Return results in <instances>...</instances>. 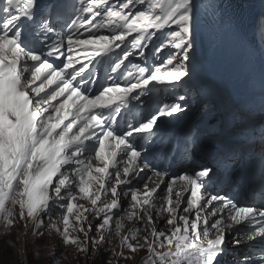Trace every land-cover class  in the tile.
<instances>
[{
  "label": "snow or ice",
  "instance_id": "snow-or-ice-1",
  "mask_svg": "<svg viewBox=\"0 0 264 264\" xmlns=\"http://www.w3.org/2000/svg\"><path fill=\"white\" fill-rule=\"evenodd\" d=\"M2 2L0 221L5 227L13 226L17 219L24 221L25 226L31 222L33 235L42 239L43 217L53 210L57 201H66V211L61 219L52 220L49 216L52 230L59 235L62 244L74 246L77 253H84L87 259L89 249L96 246L98 251L99 245L105 243V234L111 235L114 213L122 207L119 189L124 186L125 199L130 195L131 211L127 213V219L135 218L141 224L154 225L151 210L157 209L161 214H168L164 222L171 226V234L153 227L151 239L145 236L143 244L131 242L137 239L135 230L130 236L123 235L119 251L109 243L108 252L116 257V264L121 259H133L145 246L149 257L144 264H157V261L159 264H220V257L229 243L227 236L238 226H246L245 234L234 237L233 245L239 246L242 239L264 243V207L240 206L226 196L203 195L206 181L213 172L210 167L202 166L191 173L173 176L167 181V196L161 198L163 203L159 206L155 203L156 194L166 182L167 173L149 164L159 177V183L151 189L145 185L143 193L132 187V176L138 178L144 171L140 168L141 158L147 150L143 140L155 131L161 117L179 112V104L160 105L149 118L141 114L140 121L126 123L119 134L108 123V120H116L121 106L126 107L132 99H140L137 90L154 82L174 84L188 75L187 61L193 49V0H116L114 4L111 0H47L43 6L38 0ZM137 5L142 6V10L133 13V6ZM14 10L19 14H13ZM73 16L80 18L82 23L77 25L76 19H72L67 25L66 52L62 43L51 46L45 42L46 54L29 46V37L38 40L39 36L52 33L59 21ZM100 17L104 19L100 20ZM23 20L33 24L27 30V36L21 24ZM165 28L169 30L164 42L153 51L159 54L166 47H172L175 52L162 63L153 68L139 67L137 74L128 73L129 79L135 75V82H110L95 95L81 90L82 73L94 56L115 55L116 50H122V58H118L112 69L116 71L133 50L145 55L144 41H151L156 31ZM105 30L109 34H99ZM133 34L131 50H124L123 46ZM89 49L91 56L86 55ZM47 57L61 59L62 66H55ZM77 65L82 66L77 68ZM106 111L115 112L116 116L106 118ZM93 150L95 160L102 166L93 165L90 155ZM85 153H89L86 159L82 158ZM125 153L127 160L121 179L118 162ZM113 170L115 182L111 183ZM181 183L183 191H175L173 206L172 194ZM109 192L111 201L103 203L102 197ZM185 194L187 204L182 207ZM78 199L90 202L91 208L76 203ZM59 206L65 207L64 203ZM181 210L187 215H181ZM89 213L100 221L95 225L99 239L91 235L93 225L88 223ZM209 216L214 220L210 227ZM123 227L117 220V235ZM253 228L255 231L247 235ZM157 248L162 250L157 251ZM261 262H264V250L257 264ZM106 264H112L111 260ZM242 264H252L251 258H246Z\"/></svg>",
  "mask_w": 264,
  "mask_h": 264
},
{
  "label": "bare ground",
  "instance_id": "bare-ground-1",
  "mask_svg": "<svg viewBox=\"0 0 264 264\" xmlns=\"http://www.w3.org/2000/svg\"><path fill=\"white\" fill-rule=\"evenodd\" d=\"M115 2L116 0H111V3L114 4ZM261 3L263 4L264 0H251L250 1V4L248 5L249 7V12L247 13L248 16H246L245 29L247 31L249 27V33L247 34L248 43L253 46L256 45L257 50L260 52L262 56H264V44L261 43L262 41L261 35L256 29L258 26L257 13L259 10V6L262 5ZM193 4L195 5V10H194L195 18L192 23L193 24L192 34L198 35L199 27H202L203 25H207L209 28H211L212 31L211 33L206 34V35H200V36L198 35V38L196 41V53L188 62V67H189V70L187 71L188 75L189 74L194 75V76L199 75L203 77L210 73L213 74L212 76H213V82H214L215 89L221 92L222 94H225L226 89L224 87V83L226 81V76L223 73V71H221L218 68V63L220 61V58L215 52L216 40L218 36H226V35L240 36V33H239L240 21L236 16H233L232 14L228 12H224L218 7L217 4L211 3L209 1L193 0ZM57 32H60V30L57 29ZM129 43L130 42L128 41L125 43V45L123 46L124 50H129V47H128ZM122 53H123L122 50H116L115 56H117L118 58ZM150 54L151 52L150 50H148V51H145V55L141 56V55H138L135 50H133V54L130 55V58H134L133 62L135 63L138 58H140V60L141 58L146 59L147 57L150 59V56H151ZM124 61L125 60H123V63H122L124 67L130 65L131 63L130 62L128 64H125ZM139 67H141L140 64L138 66L134 65L131 67L130 71L134 73L138 72ZM118 74L120 75V73ZM185 79L186 78H183L182 81L176 82L174 84H160V83L154 82L152 83V85H155L160 90L165 91L167 93L166 95H168L171 100L174 99L177 102L176 95H174V92H177L179 89L185 88V86L183 85V82ZM250 81L252 83H250ZM248 84L256 89H263L264 88V78L259 83L255 80L254 77L249 78ZM150 91L151 92L155 91L154 86L150 88ZM191 94L193 95V97L189 99L190 101L194 100V93H191ZM237 105H238L237 103H234L226 99L225 107L228 108L230 111L233 109H236ZM183 107H184L183 105H180V111L171 116L172 120L179 119L180 121H185L186 123L189 121V119H186L187 118L186 111H189V110H186ZM203 110H204V105L202 103V104H199V106L193 111V116L195 117V120L193 121V125H197L196 126L197 129L201 133H203L204 135H208L207 137L202 139L199 145L208 146L209 149H214L216 147L215 140L210 139L212 136H209V134H205V133H207L206 130H208L210 127H211V130H217V127L214 125L215 122H209V117L211 116L210 111L207 110L205 112V116H207V118H205L202 114ZM221 111H220V117H221ZM261 138L264 142V133H261ZM223 152L224 151H219V153H223ZM145 170L147 171L148 176L152 177L151 180L150 179L147 180L148 186L153 187L154 183L151 181L154 180L157 182L159 181V177H156L155 173H153L151 170L149 169H145ZM110 187L111 186L108 185L109 189ZM137 190L139 193H143V190H141L140 188H138ZM111 198L112 197L109 192V194L106 197H102L103 203H109ZM80 200L84 203L88 202L83 199H80ZM162 216L163 215L159 212L156 215L157 219H161V218L164 219V216L163 217ZM121 222L123 223L124 226H126V225H129L132 222V220H128L127 215H126L121 218ZM142 225L143 227L147 228L149 227L150 224H142ZM157 230H164V232L168 234L170 230V226L167 225L163 220L158 225ZM18 235L20 236V238L24 237L22 232L21 233L19 232ZM139 237L140 235L138 234V231H137V240L139 239ZM153 259L155 258L153 257ZM157 264H159L158 261H157Z\"/></svg>",
  "mask_w": 264,
  "mask_h": 264
},
{
  "label": "rangeland",
  "instance_id": "rangeland-1",
  "mask_svg": "<svg viewBox=\"0 0 264 264\" xmlns=\"http://www.w3.org/2000/svg\"><path fill=\"white\" fill-rule=\"evenodd\" d=\"M262 4V3H261ZM263 5V4H262ZM142 10V6H133V13L135 11ZM193 21H194V12H193ZM193 23V22H192ZM258 29L260 31V34H262V37L264 39V30L263 27L260 24L259 21ZM173 27V26H171ZM166 32H160L156 31L152 40L151 41H145V46L152 47V46H159L160 43L164 42L166 34L168 32V28H165ZM173 30V28H172ZM135 34H133L131 37L132 39L134 38ZM161 37V38H160ZM193 40V49L189 53V59L194 56L195 54V41ZM129 41L131 42V38H129ZM264 42V40L262 41ZM145 50V49H144ZM175 52V49L172 47H166L165 49L162 50L161 53L155 54V57L159 59L160 61L163 62L164 59H166L168 55L172 54ZM187 61V63H188ZM179 92H182V89L179 90ZM192 91L184 90V96L178 95V104L182 105L180 103V98L184 97V105H187L185 107L186 110H189L188 112L192 113L193 110H195L199 104L201 103L199 97L194 94V100L190 101L189 99L193 97L191 94ZM189 100V101H188ZM204 107L210 108V107H215L212 113L211 118L209 119L210 121H214L216 124L219 125L220 121L218 118V111H216V106L214 104H208L205 103ZM205 116V114H203ZM206 118V117H205ZM60 203L59 201L56 202L52 206V211L43 217L44 220V227L41 229V231L44 232V236L42 239H37L33 235V228L34 225L31 222L27 223V226H25L24 221H20L17 219L16 223L12 227H5L3 225V222L0 221V225L6 228V230H14V235L16 239L18 240V245H19V250H18V257L20 260V264H29V260L32 262V264H44L45 262H51V264H106L107 261L111 260L112 264H116V257L115 256H110L108 249H109V243L113 249L116 251L120 250L119 247V242L120 239L123 235H128L129 233H132V231L135 230V228H138V232L140 233V237L138 239V242L141 239L140 244H143L144 242V237L148 236V233L143 230L138 223H136L135 219L133 218L132 223L128 227H123L120 230V235H117L116 230H115V223L117 220L121 221L120 219H117V216L121 214V208L116 210L114 213V219L112 221V232L111 235L105 234V243L99 245V250L97 251V247L93 246L92 248L89 249V255L87 259H85L84 253H77V250L74 246L72 245H67L65 246L64 244L61 243L59 235L55 234L54 232L52 233L51 237H47L46 235L48 234V227L51 226L49 216L51 217L52 220H59L62 218L63 211H66V208L61 209L60 208ZM11 207V205H9ZM18 212V207L16 209ZM131 211V208L129 205H124L123 207V212L127 215V213ZM99 220H95L93 223V231L91 235L97 239H99L100 234L95 231V225L99 223ZM15 227V229H13ZM24 229V230H23ZM23 230V231H21ZM22 232L24 237H21L18 235V233ZM130 236V235H129ZM25 238V239H24ZM81 239H83V236L81 234ZM133 244H136V240L131 241ZM23 246V247H22ZM54 251V252H53ZM126 255L127 250H125ZM53 259V257H55ZM141 258H145L144 260L141 261ZM148 259L147 256V247L145 246L143 249L138 251V253L135 254L133 259L129 260H124L121 259L119 261V264H144V262Z\"/></svg>",
  "mask_w": 264,
  "mask_h": 264
},
{
  "label": "trees",
  "instance_id": "trees-1",
  "mask_svg": "<svg viewBox=\"0 0 264 264\" xmlns=\"http://www.w3.org/2000/svg\"><path fill=\"white\" fill-rule=\"evenodd\" d=\"M207 167L212 168L211 166ZM18 250V240L14 235V231L7 232L0 229V264H20ZM29 264H32L30 260ZM44 264H50V262Z\"/></svg>",
  "mask_w": 264,
  "mask_h": 264
},
{
  "label": "clouds",
  "instance_id": "clouds-1",
  "mask_svg": "<svg viewBox=\"0 0 264 264\" xmlns=\"http://www.w3.org/2000/svg\"><path fill=\"white\" fill-rule=\"evenodd\" d=\"M121 201H123V203H122V207H124V205H128V200L125 199V197H124L123 195H121ZM59 203H60V204H61V203H64V205H65L64 208H66V201H59ZM76 203H78V204H82V205H85V207L91 208V204H90V202H86V203H84V202H82L80 199H78V200L76 201ZM95 220H96L95 216H94L93 214L89 213V214H88V223H91V224L93 225V223L95 222ZM131 223H132V222H131ZM131 223H130V224H131ZM130 224H129V225H130ZM14 225H15V224H14ZM14 225H13V226H14ZM129 225H126V226H124V227H128ZM87 226H88V224L85 223V224H84V227L87 228ZM11 227H12V226H11ZM0 229H4V230L7 231V232L14 231V230H6V228L3 227L2 225H0ZM13 229H15V227H14ZM48 229H49L50 231H48V234H47L46 236H47V237H51V235H52V233H53L52 227L50 226V227H48ZM143 229H145V227H143ZM145 231H146V230H145ZM14 232H15V231H14ZM55 258H56V256L53 257V259H55ZM141 260H142V258H141ZM50 264H51V262H50Z\"/></svg>",
  "mask_w": 264,
  "mask_h": 264
}]
</instances>
